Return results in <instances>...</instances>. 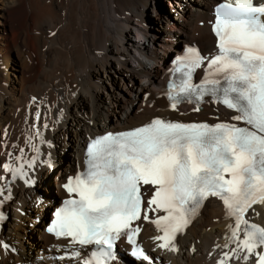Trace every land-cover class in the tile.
<instances>
[{"label":"bare ground","instance_id":"1","mask_svg":"<svg viewBox=\"0 0 264 264\" xmlns=\"http://www.w3.org/2000/svg\"><path fill=\"white\" fill-rule=\"evenodd\" d=\"M218 1L167 0L159 7L153 0H0V165L17 167L21 149L24 161L37 156L32 145L39 149L35 167H25L32 184L12 180L0 168V264H74L88 254L90 249L48 236L45 228L59 199L69 198L63 185L84 171V144L90 138L156 118L235 121L237 113L217 103L199 111L189 104L173 109L166 96L167 60L182 55L181 43L216 54L209 22ZM253 209L246 218L264 226V205ZM162 215L153 213L140 235L150 264H220L237 248L228 239L235 221L218 198L208 199L177 234L176 251L158 247L162 241L155 237L163 233L151 220ZM125 248L119 247L123 256L118 252L114 264H143ZM75 250L80 258H70ZM57 254L66 258L57 260ZM256 261L253 256L247 264ZM225 264L245 262L233 257Z\"/></svg>","mask_w":264,"mask_h":264},{"label":"snow or ice","instance_id":"2","mask_svg":"<svg viewBox=\"0 0 264 264\" xmlns=\"http://www.w3.org/2000/svg\"><path fill=\"white\" fill-rule=\"evenodd\" d=\"M215 15L217 53L206 58L188 48L177 62L183 79L170 86L168 98L175 109L182 101L199 103L212 97L235 111L232 119L246 126L157 118L134 130L94 140L87 149V170L63 185L70 198L55 212L56 219L48 228L81 249L95 246L82 264H111L115 242L122 235L133 245L131 255L150 264L136 241L141 229L132 227L142 211L144 220L149 219V212L164 213L151 220L163 233L155 239L162 241L158 247L176 251L177 234L183 233L210 197L222 201L227 217L235 221L228 226V239L237 248L231 255L225 253L220 264L233 257L247 264L253 256L264 264V252H257L264 246V227L246 218L249 209L255 211L253 205H264V3L222 0ZM205 65L203 80L193 83V72ZM36 119H40L38 112ZM32 147L36 157L24 161L21 149L17 167L0 165L12 180L34 183L25 171V167H35L39 156V149ZM149 185L142 194L141 188ZM148 192L152 195L144 207L143 196ZM73 194L78 198H71ZM80 257L75 250L70 258Z\"/></svg>","mask_w":264,"mask_h":264},{"label":"rangeland","instance_id":"3","mask_svg":"<svg viewBox=\"0 0 264 264\" xmlns=\"http://www.w3.org/2000/svg\"><path fill=\"white\" fill-rule=\"evenodd\" d=\"M154 2H156L155 4H158V6L159 7H165L166 6V3H167V0H153ZM220 1V0H219ZM218 1V2H219ZM212 9V8H211ZM210 9V10H211ZM197 34H199V33H197ZM193 45V44H192ZM186 47L184 46V44L183 43H181L180 44V46H179V50L181 51V50H184ZM168 62H170V59H168L167 60ZM19 63H18V59H16L15 58V60H14V67H16V68H19V65H18ZM217 118V117H216ZM60 200V199H59ZM29 259V258H28Z\"/></svg>","mask_w":264,"mask_h":264}]
</instances>
